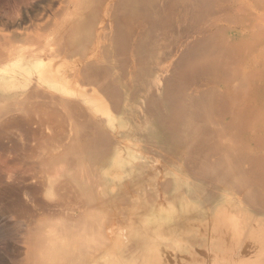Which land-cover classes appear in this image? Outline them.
<instances>
[{
	"label": "bare ground",
	"instance_id": "obj_1",
	"mask_svg": "<svg viewBox=\"0 0 264 264\" xmlns=\"http://www.w3.org/2000/svg\"><path fill=\"white\" fill-rule=\"evenodd\" d=\"M97 7L103 14L100 31L99 18L87 12L67 32L63 53L54 49L34 56L54 58L45 70L59 72L61 86L42 85L39 79L23 83L16 60L9 66L0 61V89L6 91H0V151L18 148L15 130L24 123L15 115L17 106L42 112L43 123L56 124L59 135L41 144L37 167L62 171L66 185L78 190L73 199H63L66 207L79 205L76 216L45 214L38 223L31 261L73 264L95 247L100 208L121 198L108 217L129 216L132 209L123 210L125 203L137 208L154 202L150 186L163 175L175 178L176 196L196 205L193 215L202 226L222 229L214 235L213 248L224 252L225 262L242 251L264 257V25H257L264 0H100ZM139 15L147 29L135 25L124 36L135 44L136 56L117 71L119 48L113 40ZM93 36L106 44L99 40L73 58ZM158 40L164 44L160 52ZM34 73L31 78L41 77L37 66ZM126 75L133 85L124 90ZM96 87L111 105L90 96ZM125 100L132 118L128 128L135 131L121 146L111 134V117ZM66 124L73 131L71 143H64ZM84 157L103 170L97 179L79 171ZM47 179L53 182L49 174ZM179 182L186 183L185 195ZM15 190L10 186L1 192L5 198Z\"/></svg>",
	"mask_w": 264,
	"mask_h": 264
},
{
	"label": "rangeland",
	"instance_id": "obj_2",
	"mask_svg": "<svg viewBox=\"0 0 264 264\" xmlns=\"http://www.w3.org/2000/svg\"><path fill=\"white\" fill-rule=\"evenodd\" d=\"M89 1L0 0V61L8 65L16 60L18 62L16 67L20 68L18 78L23 83L30 84L39 79L42 85L53 83L55 86H61L63 79L61 74L45 70L52 65L54 58L44 56L35 60L34 56L37 53L52 52L54 49L63 53L67 45V32L71 31L70 28L75 29V25L81 24L87 12L99 18L96 27L100 31L99 24L103 20V14L97 7L100 0H91V4H88ZM139 16L136 20L133 16L131 28L119 31L113 40L119 48L114 58L117 59V71L135 59L136 46L131 40L130 42L125 40L124 36L129 33L131 35L135 25L141 30L147 29L146 19L142 15ZM257 25L259 27L264 25V15L259 16ZM99 40L103 45L106 44L103 38L97 39L93 36L87 45L81 46L79 53L73 58L82 57L83 53L95 47ZM157 44L160 52L164 44L161 40H158ZM144 51H140L143 57L147 55ZM58 58V61H62L63 54ZM36 66L41 77L31 78L35 77ZM126 85H133V80L127 75L123 78L124 90ZM142 85L143 82H140L137 87L140 88ZM0 91L6 93L3 89ZM90 96H94L99 104L111 105L98 87L91 90ZM129 105L130 102L125 100L123 106L111 117V123L115 126L111 134L113 139L118 138L121 146H125L127 134L133 135L135 131L134 126L128 128L132 125ZM15 115L24 123L15 130L18 148L7 152L0 151V264H34L30 256L34 252L37 236L35 230L38 223L45 214L61 213L65 217L76 216L80 211L79 205L72 203L71 208L66 207L63 199L67 196H70V200L73 199L74 190L77 192L78 190L76 186L66 185L68 176L62 171L49 167L43 171L37 167L43 151L41 144L47 140L50 142L57 139L59 135L57 125L43 123L46 116L42 112L33 111V108L25 106H17ZM65 129L68 134L64 143H71L73 131L68 124ZM120 133L123 136H119ZM79 171L91 174L95 179L103 172L97 162L94 163L88 157L81 158ZM47 174L53 177V182L48 181ZM80 176L82 175L76 170L75 178L79 179ZM148 183H152V180ZM185 185L186 183L179 182V188L184 195ZM10 186L17 190L15 191L19 195L18 202L17 193L11 192L3 197L1 191ZM176 186L175 178L163 175L160 177V183L150 186L149 195H153L154 202L137 208H133L130 201L126 202L128 205L125 203L123 210L131 213L132 209L129 216L108 217V211L122 203L121 198L112 199L111 207L100 208L101 232L96 234L95 247L87 249L84 256L76 259L73 264H237L239 261H241L239 264H255L260 260L264 262V257L255 251L248 253L242 251L236 254L234 260L225 262L224 252L213 248L214 235L221 234L222 229L202 226L193 215L196 205L194 204V208L191 200L188 198L181 200L176 196L174 189ZM155 212L159 215H154ZM203 229H207V232ZM196 233L201 237H195ZM240 237L246 239L245 234H241Z\"/></svg>",
	"mask_w": 264,
	"mask_h": 264
}]
</instances>
